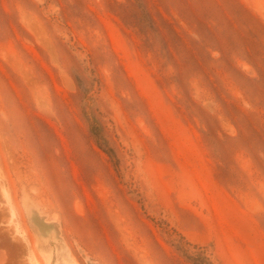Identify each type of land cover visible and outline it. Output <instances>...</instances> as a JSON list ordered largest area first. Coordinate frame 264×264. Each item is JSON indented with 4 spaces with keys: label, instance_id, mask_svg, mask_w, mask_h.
<instances>
[{
    "label": "rangeland",
    "instance_id": "374dc122",
    "mask_svg": "<svg viewBox=\"0 0 264 264\" xmlns=\"http://www.w3.org/2000/svg\"><path fill=\"white\" fill-rule=\"evenodd\" d=\"M0 260L264 264V0H0Z\"/></svg>",
    "mask_w": 264,
    "mask_h": 264
},
{
    "label": "bare ground",
    "instance_id": "6f19581e",
    "mask_svg": "<svg viewBox=\"0 0 264 264\" xmlns=\"http://www.w3.org/2000/svg\"><path fill=\"white\" fill-rule=\"evenodd\" d=\"M2 186H3V185H2ZM2 186H1V189H2ZM3 187H4V186H3ZM3 191H5L4 188H3L2 192H3ZM4 193H6V191H5ZM4 195H6V194H4ZM11 216H12V218H15V217H14V216H15V212L12 211ZM0 261H1V260H0ZM33 262H34V261H33ZM35 262H36V260H35ZM36 264H39V263H36Z\"/></svg>",
    "mask_w": 264,
    "mask_h": 264
}]
</instances>
